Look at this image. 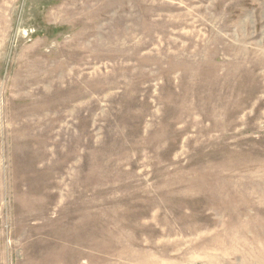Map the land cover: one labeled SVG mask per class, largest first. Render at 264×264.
Here are the masks:
<instances>
[{"label":"rangeland","instance_id":"1","mask_svg":"<svg viewBox=\"0 0 264 264\" xmlns=\"http://www.w3.org/2000/svg\"><path fill=\"white\" fill-rule=\"evenodd\" d=\"M0 264H264V0H0Z\"/></svg>","mask_w":264,"mask_h":264}]
</instances>
